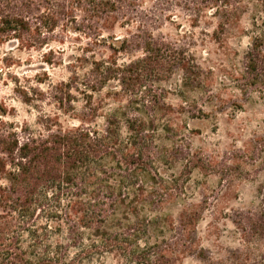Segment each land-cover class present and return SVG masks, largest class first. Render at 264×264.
Returning <instances> with one entry per match:
<instances>
[{
  "label": "trees",
  "instance_id": "obj_1",
  "mask_svg": "<svg viewBox=\"0 0 264 264\" xmlns=\"http://www.w3.org/2000/svg\"><path fill=\"white\" fill-rule=\"evenodd\" d=\"M244 15L250 41L236 84L264 95V0H0V46L46 49L41 59L52 65L63 53L52 43H83L54 99L64 112L75 111L74 92L84 100L69 126L57 116L41 118L38 129L0 120V264H92L107 256L175 264L187 253L207 260L202 249L181 250L209 201L188 202L183 174L218 166L170 135L159 85L178 74L193 87L202 69L186 44L156 32L177 19L197 27L206 16L224 31ZM101 48L111 54L101 56ZM119 52L140 55L119 63ZM212 199L216 208L225 194ZM230 217L245 244L230 264H264V176L251 207Z\"/></svg>",
  "mask_w": 264,
  "mask_h": 264
},
{
  "label": "rangeland",
  "instance_id": "obj_2",
  "mask_svg": "<svg viewBox=\"0 0 264 264\" xmlns=\"http://www.w3.org/2000/svg\"><path fill=\"white\" fill-rule=\"evenodd\" d=\"M218 23L216 18L206 16L192 27L189 21L177 19L162 26L156 35L186 44L202 69L201 83L193 87L185 88L178 74L159 83L167 105L165 119L172 130L170 135L191 153L208 157L218 166L215 173L195 169L190 175L183 174L189 188L188 202L200 204L202 197L209 201L195 234L181 250L193 246L194 252L204 250L208 261L230 264L245 246L230 216L233 210L251 207L255 188L264 176V95L243 92L236 84L240 61L249 47V17L242 16L224 31L217 29ZM115 36L123 38L125 32L117 28ZM51 46L54 51L63 48L61 55L54 54L56 63L52 65L41 59L46 49L23 51L16 42L0 46V120L26 123L34 129L40 128V119L47 116H57L64 126L77 124L73 114L81 110L83 98L74 92L71 105L75 111L64 112L54 92L70 77L80 54L77 48L83 43L67 39L61 47L57 43ZM101 53L105 58L111 54L106 48H101ZM139 55L119 52L117 59L124 63ZM67 108L65 105L64 110ZM193 113L195 118L190 117ZM217 193L225 194V199L218 201L215 208L211 196ZM171 210L175 217L177 208ZM253 252L258 254L255 249ZM207 260L187 253L175 264H209ZM92 264L132 263L107 256Z\"/></svg>",
  "mask_w": 264,
  "mask_h": 264
}]
</instances>
